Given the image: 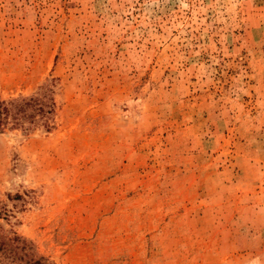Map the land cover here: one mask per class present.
I'll list each match as a JSON object with an SVG mask.
<instances>
[{"label":"rangeland","instance_id":"374dc122","mask_svg":"<svg viewBox=\"0 0 264 264\" xmlns=\"http://www.w3.org/2000/svg\"><path fill=\"white\" fill-rule=\"evenodd\" d=\"M44 88L0 128V235L51 264H264V0H0V100Z\"/></svg>","mask_w":264,"mask_h":264},{"label":"trees","instance_id":"16d2710c","mask_svg":"<svg viewBox=\"0 0 264 264\" xmlns=\"http://www.w3.org/2000/svg\"><path fill=\"white\" fill-rule=\"evenodd\" d=\"M44 92L29 97L15 100H0V128L6 124L7 119L12 120V124H17L22 117L33 118L29 110L38 113H48L49 109L44 110L43 105L48 104L47 88ZM47 101V102H46ZM51 103V100L49 101ZM0 264H51L46 257L37 255L30 241L12 233L9 236L0 235Z\"/></svg>","mask_w":264,"mask_h":264}]
</instances>
